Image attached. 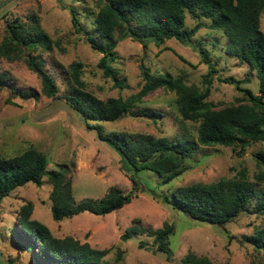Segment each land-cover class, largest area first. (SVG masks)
I'll return each instance as SVG.
<instances>
[{"label":"rangeland","instance_id":"obj_1","mask_svg":"<svg viewBox=\"0 0 264 264\" xmlns=\"http://www.w3.org/2000/svg\"><path fill=\"white\" fill-rule=\"evenodd\" d=\"M98 1L10 0L0 7V41L15 18L29 23L33 16H38L42 29L55 44L50 50L38 47L30 52L43 60L46 71L59 88L55 98L45 95L40 78L27 67L24 57L0 58V74L5 76L0 83V152L12 155L34 146L47 156L48 170L65 166L76 203L100 199L111 189L128 193L132 182L121 169L116 150L100 141L95 130L86 127L80 114L65 105L66 70L71 62L83 64L82 79L86 88L101 99H127L136 94L143 82L141 64L152 73L181 75L187 84L200 90L208 86L206 101L212 103L215 110L236 103L242 96L233 84L220 81V76L242 79L249 72L250 82L244 86L253 94H259L255 72L225 52L226 37L220 31L208 28L207 20H197L188 13L184 20L186 28L193 27L198 21L201 23L191 42L174 38L160 44L147 42L144 45L130 38L118 42L111 64L119 70L124 86L114 87L111 79L104 77L98 67L102 54L91 49L83 33L76 32L71 23L69 7H75L80 12L79 21L89 27L92 17L84 16V11H95ZM260 28L264 32V11ZM198 44L209 50L211 62L217 69L209 77V85L203 82L208 66L201 62ZM20 92H33L35 96L25 98ZM10 93L14 95L10 96ZM147 108L161 112L162 117L153 120L138 115V111ZM88 124L95 122L88 121ZM99 124L105 132L143 133L173 141L182 137L195 139L198 126V122L181 119L175 93L161 88L144 96L119 120ZM237 150V147L224 145L200 146L186 160L185 171L166 185H159L160 177L156 172H136L139 181L136 194L123 207L106 215L81 212L55 221L50 210L51 184L46 176L40 186L28 182L17 187L0 203V264H30L35 258V248L28 251L20 248L13 235L18 211L28 202L33 206L31 218L44 223L54 236H71L91 247L108 249L104 264H179L187 252L205 256L214 264L226 261L230 264L257 263L261 254L246 243L243 236L264 225L263 216L242 213L225 224L215 225L172 209L150 191L169 194L178 186L233 177L242 168L252 177L258 170L254 155L264 150V142L251 143L240 156L236 155ZM164 222L174 225L169 237L171 256L157 251L153 236L145 233H133L127 240L121 238L130 226L156 229ZM140 242L144 243L143 247Z\"/></svg>","mask_w":264,"mask_h":264},{"label":"trees","instance_id":"obj_2","mask_svg":"<svg viewBox=\"0 0 264 264\" xmlns=\"http://www.w3.org/2000/svg\"><path fill=\"white\" fill-rule=\"evenodd\" d=\"M69 11L75 31L83 33L90 48L102 54L98 67L104 77L111 79L114 87L124 86L119 70L111 64L118 42L125 38L144 45L147 42L160 44L170 38L191 42L201 23L198 21L193 27L186 28L184 20L185 13H188L197 20H207L208 28L220 31L226 37L225 52L246 63L249 71L255 72L259 94H253L244 86L250 82L249 72L242 79L220 76V81L233 84L242 96L236 103L215 110L212 103L206 101L208 86L200 90L193 84H187L181 75L152 73L141 64L143 82L136 94L127 99H101L86 88L82 79L83 64L71 62L66 70L68 87L67 94L63 96L64 103L80 114L86 127L95 130L100 141L116 150L121 169L132 182V189L128 193L111 189L100 199H85L76 203L65 166L48 170L47 156L34 146H29L12 155L0 152V203L15 188L28 182L42 185L46 176L51 184L49 198L53 220L60 221L81 212L106 215L123 207L136 194L139 186L136 172H156L160 177L159 185H166L185 171L186 160L200 146H233L238 148L236 155L240 156L251 143L264 142V32L260 28L264 0H99L95 11H84V16L92 17L89 27L79 21L80 12L75 7H69ZM54 44L42 29L38 16H33L29 23L15 18L0 41V58L13 60L24 57L27 67L40 78L42 92L55 98L59 89L57 83L46 71L43 60L30 52L38 47L50 50ZM197 46L201 62L208 66L203 82L209 85V77L217 69L205 45ZM4 77L0 74V83ZM160 88L175 93L182 120L198 122L195 139L182 137L173 141L143 133L105 132L99 124L119 120L144 96ZM19 94L25 98L35 96L33 92ZM137 113L153 120L162 117L161 112L149 108ZM88 121L95 124L90 125ZM254 158L258 170L252 177L242 168L233 177L178 186L169 194L150 191L172 209L192 219L215 225L225 224L242 213L264 217V150L256 153ZM32 208L30 202L20 207L17 227L13 228L15 241L20 248L26 251L35 248L36 259L33 257L30 264H104L108 249L91 247L71 236H54L44 223L31 218ZM173 230L174 225L168 222L156 229L133 225L121 238L127 240L133 233H145L153 236L157 251L171 256L169 237ZM243 239L261 254L260 261L251 264H264V225L256 227ZM139 245L143 247L144 243L140 242ZM179 264L214 263L205 256L187 252ZM220 264L230 263L226 261Z\"/></svg>","mask_w":264,"mask_h":264},{"label":"water","instance_id":"obj_3","mask_svg":"<svg viewBox=\"0 0 264 264\" xmlns=\"http://www.w3.org/2000/svg\"><path fill=\"white\" fill-rule=\"evenodd\" d=\"M10 0H0V7H2L4 4H6L7 2H9ZM14 94L10 93V96H13Z\"/></svg>","mask_w":264,"mask_h":264}]
</instances>
